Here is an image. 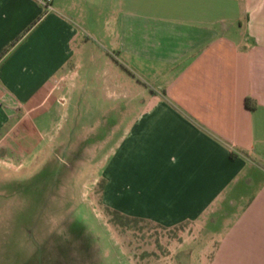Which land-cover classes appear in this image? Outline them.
<instances>
[{
	"label": "crops",
	"instance_id": "0c3cea01",
	"mask_svg": "<svg viewBox=\"0 0 264 264\" xmlns=\"http://www.w3.org/2000/svg\"><path fill=\"white\" fill-rule=\"evenodd\" d=\"M51 6L0 0V55L19 40L0 59V149L37 134L82 34V92L148 95L101 169L102 205L198 225L215 243L206 264H264V0Z\"/></svg>",
	"mask_w": 264,
	"mask_h": 264
},
{
	"label": "rangeland",
	"instance_id": "374dc122",
	"mask_svg": "<svg viewBox=\"0 0 264 264\" xmlns=\"http://www.w3.org/2000/svg\"><path fill=\"white\" fill-rule=\"evenodd\" d=\"M72 47L37 134L0 149V264H206L215 243L198 225H120L102 205L101 169L148 95L82 92V34Z\"/></svg>",
	"mask_w": 264,
	"mask_h": 264
},
{
	"label": "trees",
	"instance_id": "16d2710c",
	"mask_svg": "<svg viewBox=\"0 0 264 264\" xmlns=\"http://www.w3.org/2000/svg\"><path fill=\"white\" fill-rule=\"evenodd\" d=\"M36 24H33L26 32L24 35H26ZM23 37V36H22ZM19 40H17L16 42H14L10 48H8L7 50H5L1 55H0V59L11 49L13 48L17 42ZM250 101H252L251 99L249 98H246L245 101H244V105L247 109L249 110H252L254 108L253 105L250 104ZM103 181L101 183V187L103 188ZM106 208V207H105ZM106 210H108L110 212V214L112 215V218H113V221L116 223V224H120V225H126L130 222H139V221H142V220H139V219H135V218H130L128 216H125L115 210H111L109 208H106Z\"/></svg>",
	"mask_w": 264,
	"mask_h": 264
},
{
	"label": "built area",
	"instance_id": "2783aa9c",
	"mask_svg": "<svg viewBox=\"0 0 264 264\" xmlns=\"http://www.w3.org/2000/svg\"><path fill=\"white\" fill-rule=\"evenodd\" d=\"M51 1L52 0H37L40 6L44 9L45 13L49 12L52 9Z\"/></svg>",
	"mask_w": 264,
	"mask_h": 264
}]
</instances>
